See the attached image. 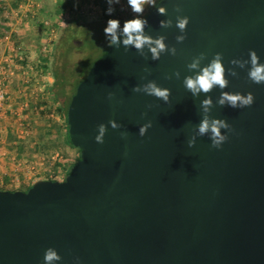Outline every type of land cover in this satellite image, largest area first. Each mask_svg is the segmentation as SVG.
Masks as SVG:
<instances>
[{"label":"water","instance_id":"water-1","mask_svg":"<svg viewBox=\"0 0 264 264\" xmlns=\"http://www.w3.org/2000/svg\"><path fill=\"white\" fill-rule=\"evenodd\" d=\"M162 2L167 14L154 8L146 32L165 35L177 54L154 61L110 45L95 61L68 108L69 137L81 153L67 177L0 190V264H44L48 247L61 256L55 264L76 257L79 264H264V83L248 78L250 64L231 63L248 60L250 49L264 63V0ZM177 15L190 17L180 43ZM166 18L173 24L162 28ZM217 52L237 75L226 72L227 88L194 98L183 85L187 64L204 53L203 66ZM177 70L179 79L166 78ZM148 80L171 89L167 103L132 90ZM221 91H251L254 103L221 106ZM204 95L214 101L210 116L231 126L221 130L228 139L220 148L209 135L188 145ZM111 118L122 128L109 125L96 142L97 126Z\"/></svg>","mask_w":264,"mask_h":264},{"label":"rangeland","instance_id":"rangeland-1","mask_svg":"<svg viewBox=\"0 0 264 264\" xmlns=\"http://www.w3.org/2000/svg\"><path fill=\"white\" fill-rule=\"evenodd\" d=\"M59 1L0 0V87L7 93L0 105V188L21 191L38 180L62 181L64 168L55 170L57 159L64 156L65 166H68L79 155L76 149L70 147L50 155L37 150L31 138L37 137L38 127L43 124L44 118L26 110L42 98L49 100L46 90L54 79L41 65L44 58H48L51 64L53 52L57 48L61 50L62 35L69 20L77 18L82 22H101L108 4L106 0H70V15L65 17L57 13ZM114 7L113 17L121 22L135 15L127 0H120ZM151 7L145 5L143 16ZM108 43L97 45L86 54L83 50L76 52L72 66L75 68L83 61L81 78ZM51 117L60 120L56 114ZM17 141L24 145L20 155L13 147Z\"/></svg>","mask_w":264,"mask_h":264},{"label":"clouds","instance_id":"clouds-1","mask_svg":"<svg viewBox=\"0 0 264 264\" xmlns=\"http://www.w3.org/2000/svg\"><path fill=\"white\" fill-rule=\"evenodd\" d=\"M106 3L108 4V7L105 10V14L110 18L107 20L103 32L106 41H108L111 46L119 48L122 45L125 51L134 48L145 57L150 54V58L154 61L159 60L164 53L173 56L177 54V48L175 45L170 46L166 42L165 35L160 34L153 36L146 32L149 21L147 17L143 16L145 5L147 4L154 7L161 15H166L167 6L162 0H127L128 6L135 15L123 23H121L119 18L113 17V13L115 12L114 5L119 4L120 0H106ZM176 10L177 12L180 11L179 4L176 5ZM189 20L190 17L187 15H177L176 17L175 25L181 33L176 36V41L178 43L183 42L186 38L185 30L189 24ZM159 24L162 28H167L173 24V21L171 18L161 19ZM204 57V53L193 57L187 64V68L192 74L183 77V85L185 89L190 91L194 98H199L202 93L207 94L217 87L221 90L227 88L229 79L226 72L230 73L232 76L237 75L234 68L226 69L222 53H215L212 59L202 66L201 61ZM231 63L233 65H238L241 68L250 64L251 67L248 70V78L256 84L264 83V63L260 62V57L254 49L249 50L248 60L233 59ZM145 71L150 72V69L146 66ZM173 76L179 79L181 73L177 70L168 74L166 78L171 79ZM132 90L134 92H143L146 95L154 96L165 103L169 101L171 95L170 88L161 86L155 80H148L146 83L137 84ZM108 95L111 98L113 93L109 92ZM215 103H218L221 106L228 105L232 108H243L251 106L254 103V94L251 91L247 92V94L241 92L221 91L220 96ZM213 105L214 101L210 95H204L203 99L200 100L202 117L200 122L193 126L194 132L188 140L189 147L195 145L198 136L209 135L212 146L215 148H220L228 139L227 132H222L221 130H231V126L225 119L210 116ZM151 107L152 105H147V108L150 109ZM146 114L147 112L143 113V115ZM109 125L112 129L122 128V125L115 118L109 119L107 124L103 122L100 123L97 126L98 130L95 135L96 142L101 144L104 142V137ZM151 126V120L141 124L139 126V135L144 136ZM120 135L122 138H126L128 133L127 131H121ZM60 260L61 256L55 248L48 247L45 250L43 256L44 264H55V262ZM75 264H79V257L75 258Z\"/></svg>","mask_w":264,"mask_h":264},{"label":"trees","instance_id":"trees-1","mask_svg":"<svg viewBox=\"0 0 264 264\" xmlns=\"http://www.w3.org/2000/svg\"><path fill=\"white\" fill-rule=\"evenodd\" d=\"M70 4V0H60L56 9L57 13L60 16L69 17L68 5ZM153 9L154 7H151L144 17H147ZM109 18L110 17L105 14L104 19L96 23L82 22L77 18H71L69 20L62 35L61 50L57 48L55 52H53L54 55L51 64H49L48 58H44L42 62L43 65H41V68L47 69L54 79L53 83L46 90L49 95V100L42 98L36 105L26 110L27 112H31L32 115H37L41 119L44 118L43 124L38 127L37 137L33 136L31 138L37 150L46 155L55 153V151L64 149V147H70L79 152L76 160L68 166H65V161L63 160L64 156L57 159L55 170L57 171L59 168H64V179L79 160L81 153L80 149L72 144L69 137L68 108L76 93L78 85L86 79L90 68L97 60L91 62L86 75L81 78L80 70L84 63L81 60L74 68L72 66L74 56L78 50H83L86 54L95 46L108 42L105 39L103 28ZM92 35H95V37H91ZM77 42H80V44H77ZM109 47L110 43L107 44V47L100 57L109 50ZM54 114L60 117L59 121L51 117ZM14 138L16 139V136H14ZM13 147H16L19 155L24 151V145L19 143V141H17L16 146ZM32 185L33 184L29 185L22 191L29 190ZM0 190L17 191L11 188H0Z\"/></svg>","mask_w":264,"mask_h":264},{"label":"built area","instance_id":"built-area-1","mask_svg":"<svg viewBox=\"0 0 264 264\" xmlns=\"http://www.w3.org/2000/svg\"><path fill=\"white\" fill-rule=\"evenodd\" d=\"M6 91L0 87V105L4 103L5 99H6Z\"/></svg>","mask_w":264,"mask_h":264}]
</instances>
